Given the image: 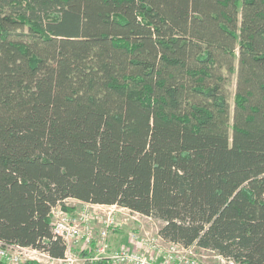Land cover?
Listing matches in <instances>:
<instances>
[{
  "label": "trees",
  "instance_id": "obj_1",
  "mask_svg": "<svg viewBox=\"0 0 264 264\" xmlns=\"http://www.w3.org/2000/svg\"><path fill=\"white\" fill-rule=\"evenodd\" d=\"M67 199L264 264V0H0V240Z\"/></svg>",
  "mask_w": 264,
  "mask_h": 264
},
{
  "label": "built area",
  "instance_id": "obj_2",
  "mask_svg": "<svg viewBox=\"0 0 264 264\" xmlns=\"http://www.w3.org/2000/svg\"><path fill=\"white\" fill-rule=\"evenodd\" d=\"M68 200V199H67ZM67 200L54 205L49 212L51 231L55 237H59L65 247L62 257H51L46 251L24 247L17 244H6L0 240V262L6 264H24L35 262L36 264H79L73 251L80 242L85 247L95 244V253L83 260L88 263L80 264H204L194 245L184 247L162 239L155 233L138 231L130 232L128 240L136 248L123 247L110 251L108 239L110 233L118 226L117 213L129 214L133 219L140 221L142 218L152 220L151 217L133 212L127 208L112 205L104 209H96L91 206H82L73 217L63 206H69ZM97 210V211H96ZM100 210V211H98ZM127 220V219H125ZM100 223V230L94 237L92 225ZM205 250V249H202ZM213 254V258L219 259L218 264H235L231 259L219 256L211 250H205Z\"/></svg>",
  "mask_w": 264,
  "mask_h": 264
},
{
  "label": "rangeland",
  "instance_id": "obj_3",
  "mask_svg": "<svg viewBox=\"0 0 264 264\" xmlns=\"http://www.w3.org/2000/svg\"><path fill=\"white\" fill-rule=\"evenodd\" d=\"M236 63L237 61H235V67H236ZM235 82H236V72L233 74V76H230V85H229V91H230V96H229V102L231 104V107L233 105V96H234V90H235ZM69 207V206H68ZM98 209V208H96ZM97 211V210H96ZM100 211V210H98ZM117 216H119V221L121 218L123 219H127L126 222H124L123 225H121V227L118 228V231L121 232V234L124 233V242L122 243L123 247H128L127 242H126V236L129 232H133V231H138L140 233H143L144 231L147 232H151V233H155V230L159 228V226L161 225V223L153 218H151L152 220H147L145 217L140 219V221H137L135 219H133L129 214H122V213H117ZM116 216V218H117ZM118 221V219H117ZM140 226H142V228H140ZM98 231V228H97ZM97 233V232H96ZM127 233V234H126ZM129 235V234H128ZM82 244V242H80V245ZM78 246V245H76ZM74 255L77 257L78 262L77 263H88V261L83 260L84 257H86L87 255H83V251H80V248L76 247L75 250L73 251ZM197 253L200 256H203L201 259L203 260L204 264H218L220 263L219 259H215L213 258V254L202 250V249H197ZM216 253V252H215ZM220 256V255H219ZM90 257V256H87ZM103 264H111V263H105L102 262ZM6 264V263H4Z\"/></svg>",
  "mask_w": 264,
  "mask_h": 264
},
{
  "label": "crops",
  "instance_id": "obj_4",
  "mask_svg": "<svg viewBox=\"0 0 264 264\" xmlns=\"http://www.w3.org/2000/svg\"><path fill=\"white\" fill-rule=\"evenodd\" d=\"M67 202L69 203V207L73 208V209H71V211H69L73 217L76 215L78 210L84 205H88V206H91L92 208H100V209H104V208H107L109 206H112V205L89 204V203H84V202H81V201H78L75 199H68ZM116 219H118V221H117L118 226L114 229V231L112 233H110V236L108 239L110 251H114V250L120 248L122 246V243L124 242V233L121 234V232L118 231V228L121 227V225H123L124 222H126V220L121 218L119 221V216H117ZM92 226H93L92 229H93L94 237H96L99 230H100V223L98 221H96L93 223ZM97 228H98V231H97ZM140 228H142V226H140ZM144 232H147V231H144ZM128 234L126 236V242H127L128 247L136 248L137 246L133 245L128 240ZM77 247L80 248V251H83V253H82L83 255L92 256L95 253V244L94 243L91 244L90 247H85L84 245H82V244L80 245V243H79Z\"/></svg>",
  "mask_w": 264,
  "mask_h": 264
}]
</instances>
